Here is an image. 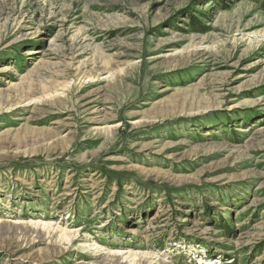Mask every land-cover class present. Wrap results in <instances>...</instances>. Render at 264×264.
I'll list each match as a JSON object with an SVG mask.
<instances>
[{"label": "rangeland", "instance_id": "rangeland-1", "mask_svg": "<svg viewBox=\"0 0 264 264\" xmlns=\"http://www.w3.org/2000/svg\"><path fill=\"white\" fill-rule=\"evenodd\" d=\"M0 264H264V0H0Z\"/></svg>", "mask_w": 264, "mask_h": 264}, {"label": "trees", "instance_id": "trees-1", "mask_svg": "<svg viewBox=\"0 0 264 264\" xmlns=\"http://www.w3.org/2000/svg\"><path fill=\"white\" fill-rule=\"evenodd\" d=\"M220 7H222L223 5L220 3L219 4ZM195 24L194 25H197L198 23L194 20Z\"/></svg>", "mask_w": 264, "mask_h": 264}]
</instances>
